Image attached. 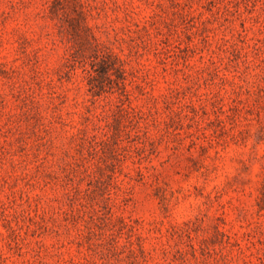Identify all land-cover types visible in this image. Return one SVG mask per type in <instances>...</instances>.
Here are the masks:
<instances>
[{"label": "rangeland", "instance_id": "rangeland-1", "mask_svg": "<svg viewBox=\"0 0 264 264\" xmlns=\"http://www.w3.org/2000/svg\"><path fill=\"white\" fill-rule=\"evenodd\" d=\"M0 264H264V0H0Z\"/></svg>", "mask_w": 264, "mask_h": 264}, {"label": "trees", "instance_id": "trees-1", "mask_svg": "<svg viewBox=\"0 0 264 264\" xmlns=\"http://www.w3.org/2000/svg\"><path fill=\"white\" fill-rule=\"evenodd\" d=\"M97 57L100 59L102 72H107L114 67L116 57L111 52L101 51L97 53Z\"/></svg>", "mask_w": 264, "mask_h": 264}]
</instances>
